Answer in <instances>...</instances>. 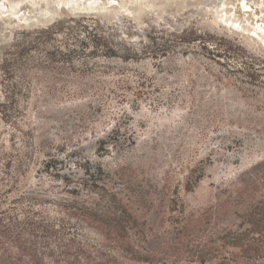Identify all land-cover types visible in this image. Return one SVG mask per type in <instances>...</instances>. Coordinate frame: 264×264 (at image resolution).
Listing matches in <instances>:
<instances>
[{
  "label": "rangeland",
  "instance_id": "1",
  "mask_svg": "<svg viewBox=\"0 0 264 264\" xmlns=\"http://www.w3.org/2000/svg\"><path fill=\"white\" fill-rule=\"evenodd\" d=\"M84 16L91 25L102 23L98 32L109 37L115 56L89 53L91 46L77 40L88 31L70 19ZM65 21L75 29L71 37L65 29L55 41L64 47L70 37V62H59L65 71L58 82L49 81L54 74L47 69H22L34 53L14 65L38 32ZM193 30L217 37L209 39L214 49L233 51L227 59L215 58L199 44L181 42L183 31ZM245 65L260 77L250 79ZM4 80L23 87L35 83L17 95L29 103L16 107L17 122L0 119V170L2 154L16 160L24 146L19 124L29 141L57 140L64 150L76 147L103 165L139 216L167 209L176 197L205 205L224 178L264 159L256 126L231 110L236 102L264 103V0H0V101ZM117 129L121 140L132 136L134 144L109 140ZM98 138H107L110 151L96 153ZM235 138L244 145L227 150L225 143ZM215 145L220 149L213 151ZM64 156L70 165L76 161L66 151ZM200 166L204 177L187 190ZM37 169L29 174L34 181Z\"/></svg>",
  "mask_w": 264,
  "mask_h": 264
},
{
  "label": "trees",
  "instance_id": "2",
  "mask_svg": "<svg viewBox=\"0 0 264 264\" xmlns=\"http://www.w3.org/2000/svg\"><path fill=\"white\" fill-rule=\"evenodd\" d=\"M74 19H70L74 25L88 31V35L77 40L91 46L89 53L112 57L117 54L109 37L98 32L102 23L91 25L85 16L76 22ZM65 29L71 37L75 27L65 21L38 32L16 54L14 65L34 53L36 57H28L22 69H47L54 74L49 81L58 82V76L65 71L59 62H70V37L64 38V47L55 46ZM209 39L217 37L196 30L183 31L181 42L199 44L215 58L224 55L227 59L233 47L216 50ZM244 71L252 80L260 77L252 65H245ZM13 74V69L7 71L5 78ZM23 74L28 78L29 73ZM34 83L23 87L4 80L2 121L17 122L16 107L29 105L26 100L20 103L17 95L29 93ZM251 105L236 102L231 110L238 109L244 120L256 126L253 133L264 141V103L255 101ZM18 128L24 141L19 158L14 160L9 152L1 158L0 264H264V159L224 178L205 205H192L176 197L169 199L167 209L144 213L151 217L148 221L137 214L133 199L119 191L103 165L84 157L76 147L64 150L65 146L57 140L29 141L27 132L19 124ZM221 132L228 133L225 128ZM117 133L118 129L112 130L108 139L134 144V137L121 140ZM96 144V153L110 151L107 138H98ZM231 144L242 146L244 142L229 140L225 143L227 150ZM217 149L220 147L215 145L213 151ZM65 151L76 160L72 165L65 158ZM33 166L38 167L35 173L40 176L36 181L29 177ZM197 172L200 175L188 181L187 190L201 182L204 166L194 171Z\"/></svg>",
  "mask_w": 264,
  "mask_h": 264
},
{
  "label": "bare ground",
  "instance_id": "3",
  "mask_svg": "<svg viewBox=\"0 0 264 264\" xmlns=\"http://www.w3.org/2000/svg\"><path fill=\"white\" fill-rule=\"evenodd\" d=\"M95 9V8H92V10Z\"/></svg>",
  "mask_w": 264,
  "mask_h": 264
}]
</instances>
